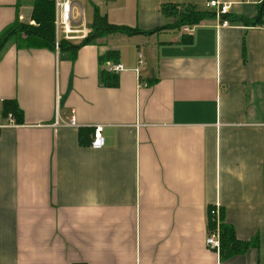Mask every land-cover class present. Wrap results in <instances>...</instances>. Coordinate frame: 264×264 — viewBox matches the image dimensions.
<instances>
[{
  "label": "crops",
  "instance_id": "1",
  "mask_svg": "<svg viewBox=\"0 0 264 264\" xmlns=\"http://www.w3.org/2000/svg\"><path fill=\"white\" fill-rule=\"evenodd\" d=\"M33 1L0 0V33L32 23ZM205 1L104 0L109 23L138 32L96 38L73 60L6 43L0 264H264V0H219L227 26ZM164 6L212 16L183 31ZM111 50L115 87L99 79ZM70 116L75 126H54ZM215 204L240 252L206 245Z\"/></svg>",
  "mask_w": 264,
  "mask_h": 264
},
{
  "label": "trees",
  "instance_id": "2",
  "mask_svg": "<svg viewBox=\"0 0 264 264\" xmlns=\"http://www.w3.org/2000/svg\"><path fill=\"white\" fill-rule=\"evenodd\" d=\"M171 6H164L162 10L164 12H171L178 16L174 27H179L181 25H195L200 20L205 17L212 16L207 11H194L186 10L182 13L175 12ZM54 5L52 0H34L30 15V21L32 23H22L16 17L14 22L10 24L6 29L0 33V53L3 50L6 43L9 41L16 42L19 48H34L41 49L45 48L51 51H55V33H54ZM259 24V20L252 22V24ZM91 31L88 36L80 41H68L61 39L58 42V55L60 58H67L73 60L79 47L84 44L93 42L96 38L103 37L110 33H122V34H132L137 33L138 30L125 26V25H115L109 23L105 16L99 13L97 7L93 6V14L90 21ZM154 31V30H152ZM117 51L111 50L102 54L98 58L100 66H103L106 62L116 63L117 61ZM100 84L107 87L117 86L116 74L111 73L106 70V68H101L99 71ZM2 114L3 116L10 115L15 123L23 122V115L21 109L18 107L15 100H4L2 102ZM83 130L79 131V137L82 139ZM211 207L207 210V232L211 233L216 230L215 220L210 213ZM220 220L218 224V235H219V250L225 255H231L236 252H240L246 247V243L238 242L235 239L234 231L231 226H227L223 222L222 213L219 211Z\"/></svg>",
  "mask_w": 264,
  "mask_h": 264
},
{
  "label": "built area",
  "instance_id": "3",
  "mask_svg": "<svg viewBox=\"0 0 264 264\" xmlns=\"http://www.w3.org/2000/svg\"><path fill=\"white\" fill-rule=\"evenodd\" d=\"M54 5V33H55V52L58 53V42L61 39L68 41H80L85 39L91 31L90 25L87 24L84 16V6L82 0H52ZM91 3L93 6L100 8L104 0H84ZM206 9L214 11V15L218 19V25L227 26L229 21L222 18L228 12V4L222 3L219 0H206L204 3ZM264 29V22L259 24ZM183 31H190L191 27L184 25ZM140 58V54L138 55ZM140 63L141 60H139ZM105 68L107 71L118 74L123 70V66L119 63L106 62ZM75 126L74 117L70 116L68 120H62L56 117L54 126ZM89 146L93 149H99L104 146V138L101 134V126L94 127L93 137ZM212 218L216 223V230L208 233L205 238L206 245L213 250H218L220 246L218 235L219 224V207L215 204L210 210Z\"/></svg>",
  "mask_w": 264,
  "mask_h": 264
},
{
  "label": "rangeland",
  "instance_id": "4",
  "mask_svg": "<svg viewBox=\"0 0 264 264\" xmlns=\"http://www.w3.org/2000/svg\"><path fill=\"white\" fill-rule=\"evenodd\" d=\"M83 2V6H84V16H85V20L87 21V23L91 20L92 18V13H93V5L89 2H86L84 0H82ZM22 23H27V20H19Z\"/></svg>",
  "mask_w": 264,
  "mask_h": 264
}]
</instances>
